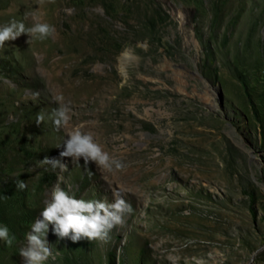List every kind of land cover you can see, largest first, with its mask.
Returning <instances> with one entry per match:
<instances>
[{
    "label": "rangeland",
    "instance_id": "rangeland-1",
    "mask_svg": "<svg viewBox=\"0 0 264 264\" xmlns=\"http://www.w3.org/2000/svg\"><path fill=\"white\" fill-rule=\"evenodd\" d=\"M0 264H264V0H0Z\"/></svg>",
    "mask_w": 264,
    "mask_h": 264
},
{
    "label": "trees",
    "instance_id": "trees-1",
    "mask_svg": "<svg viewBox=\"0 0 264 264\" xmlns=\"http://www.w3.org/2000/svg\"><path fill=\"white\" fill-rule=\"evenodd\" d=\"M246 97H247V99L249 101V104L251 106V109L253 111V114L256 116L257 115V111L255 110L254 104H253V102H252V100H251V98H250V96H249V94L247 92H246Z\"/></svg>",
    "mask_w": 264,
    "mask_h": 264
},
{
    "label": "bare ground",
    "instance_id": "bare-ground-1",
    "mask_svg": "<svg viewBox=\"0 0 264 264\" xmlns=\"http://www.w3.org/2000/svg\"><path fill=\"white\" fill-rule=\"evenodd\" d=\"M126 54H124V56H125Z\"/></svg>",
    "mask_w": 264,
    "mask_h": 264
}]
</instances>
